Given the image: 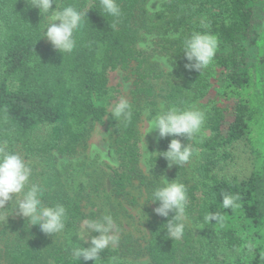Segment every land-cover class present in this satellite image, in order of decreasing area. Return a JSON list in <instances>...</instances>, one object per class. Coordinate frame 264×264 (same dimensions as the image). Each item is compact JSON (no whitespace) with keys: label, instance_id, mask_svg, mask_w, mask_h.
Here are the masks:
<instances>
[{"label":"trees","instance_id":"obj_1","mask_svg":"<svg viewBox=\"0 0 264 264\" xmlns=\"http://www.w3.org/2000/svg\"><path fill=\"white\" fill-rule=\"evenodd\" d=\"M146 2L117 0L122 16L113 27L114 18L102 13L99 0H57L88 11L76 34V48L60 54L42 37L47 19L38 9L27 0H0V145L39 163L75 157L115 98L108 74L121 71L130 82L133 118L126 127L114 125L112 150L118 167L110 170V193L127 201L137 184L150 200L158 177L148 179L139 168L143 110H155L160 102L183 106L205 101L204 140L191 142L199 151L188 163L173 165L171 176L186 185V214L192 223L204 224L208 212L250 221L256 244L243 249L238 264H264V0H165L157 13H150ZM205 30L219 38L214 61L200 73L186 71L182 40L192 31ZM141 33L152 36V54L167 59L172 71L146 67L149 57L138 49ZM214 77L220 80L218 96L211 95ZM159 80L158 88L154 81ZM169 142L170 137L159 139L157 133L160 152ZM241 157L249 161L250 170L231 177L229 170ZM161 158H150L152 166L159 167ZM69 172L68 185L75 171ZM66 186L44 193L43 201L64 204L68 218L63 232L68 233L77 230L85 214L80 189ZM223 192L238 195L239 207L223 208ZM127 202L136 204L135 199ZM170 218L155 214L147 221L143 253L149 264H226L217 259L213 244L221 239L228 249L242 246L230 230L220 231L214 242L194 238L187 228L181 239H168L163 225ZM116 254L106 249L99 264H113ZM0 264L94 262L75 260L71 247L47 239L38 226L13 212L0 223Z\"/></svg>","mask_w":264,"mask_h":264},{"label":"clouds","instance_id":"obj_2","mask_svg":"<svg viewBox=\"0 0 264 264\" xmlns=\"http://www.w3.org/2000/svg\"><path fill=\"white\" fill-rule=\"evenodd\" d=\"M27 2L30 7L39 10L41 17L47 19L42 27V37L60 54H71L77 46L76 34L84 27L88 11L72 4H58L57 0ZM99 7L102 13L114 18V27L122 16V9L117 0H99ZM208 27L207 24H202V28ZM218 47L219 38L210 30L192 31L183 38L181 45L186 61L185 70L199 73L206 70L213 63ZM163 62L172 71L167 59ZM144 115L151 117L148 120L146 134L156 131L159 139L182 137L188 141L185 144L181 139H171L165 151L154 153L156 158L163 157L169 168L188 163L199 151L191 142L198 144L204 140L202 130L206 121L205 109L195 105L161 103L154 115L149 110H146ZM110 116L126 127L133 118L132 105L121 97L110 105ZM145 135L142 137L144 149ZM152 155L146 152L147 157ZM112 166L118 167V163L113 161ZM151 169L152 167L147 169L149 174ZM32 176L33 168L20 153L0 145V223H6L8 217L15 212L16 215L26 218L28 225L38 226L46 235L62 233L68 218L67 208L62 203L46 205L43 201L45 188L34 181ZM238 200L239 196L236 194L230 192L221 194V203L225 209L239 207ZM150 202L158 203L154 208L156 215L168 218L171 214V218L163 225L168 239H181L185 234L189 205L186 185L177 178L169 181L161 175L151 191ZM221 219L222 215L219 212H208L205 215V221L209 223ZM83 224L84 232L78 239L87 247L71 242L73 245L71 255L77 261L82 258L84 262L93 261L94 264H99L102 252L110 246H118L119 228L110 214H103L96 219H86ZM246 247L251 248V245ZM113 264H118L115 258Z\"/></svg>","mask_w":264,"mask_h":264},{"label":"rangeland","instance_id":"obj_3","mask_svg":"<svg viewBox=\"0 0 264 264\" xmlns=\"http://www.w3.org/2000/svg\"><path fill=\"white\" fill-rule=\"evenodd\" d=\"M165 0H147L146 7L150 13L162 12V4ZM58 23V22H57ZM141 39L138 43V49L140 52L149 57L146 64L147 68L151 70L164 71L167 73L169 68L165 66L162 58L154 56L152 54V40L150 35L141 33ZM45 43L47 40L44 39ZM156 87L161 86V82L154 81ZM220 80L214 77L211 87V95H219L221 93ZM108 87L114 90L115 98L109 101L107 105V116L101 123H97L92 128L86 146L80 150L75 157L62 159L56 158L53 162L39 163L36 160L26 158L20 153L24 159L33 168L32 179L45 188V192H50L56 189L58 186L67 185L71 189L81 191L83 195V206L85 219H96L103 214H110L113 216L116 225L119 228V244L115 247H109L108 249L114 250L117 254L113 257L116 260L127 262L129 264H149V261L143 253V248L147 241V221L155 215L154 204L150 202L145 191L142 188L136 186L129 190V200L135 199L136 204L134 206L129 205V200H117L111 196L109 187V174L110 170L116 167L112 166V162H117L112 150L114 125L118 123L110 116V105L116 102L119 98L123 97L129 101L128 92L130 89V82L125 80V74L121 71L110 72L108 74ZM160 102V101H159ZM160 102L155 108H146L143 110L141 122L139 124L140 131V148L141 158L139 168L142 173L148 178L158 177L157 182L161 175L165 176L169 181L172 178V167L167 166V161L162 157L159 163V167L152 166L150 158L156 157L154 153L160 152L157 144V132L152 131L146 134L148 127V120L151 118L144 115L146 110H149L152 115L158 110ZM184 105H195L198 108L208 110V106L205 105V101L196 103H185ZM203 134L205 130H202ZM146 134V135H145ZM144 136L145 149L142 144V137ZM175 139V137H170ZM146 152L151 157L146 156ZM118 163V162H117ZM149 167H152L150 174L147 171ZM74 169L73 180L71 179L69 185L66 184V176L69 171ZM250 170V163L245 157L239 158L235 165L229 170L231 177H240L244 173ZM81 185L83 187L81 188ZM83 220V221H84ZM83 221L79 223L77 230L74 232H62L54 234L52 236L46 235L47 239L56 241L63 247H72V243L82 244L78 238L84 232ZM186 228L191 231L194 238L206 237L213 242L216 240L214 236L220 235V231L230 230L235 237L240 239L242 246L240 248L228 249L224 245V241L219 239L216 244H213L217 259H221L226 264H238L243 260L246 245L253 247L256 244V229L252 223L246 219L238 217H222L219 221H213L211 223L205 222L204 224H195L189 220H186ZM213 233V235H212ZM92 235H96L92 233ZM72 242V243H71ZM82 246L87 247L86 244Z\"/></svg>","mask_w":264,"mask_h":264}]
</instances>
